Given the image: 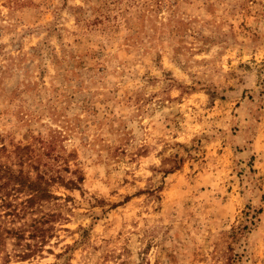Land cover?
I'll list each match as a JSON object with an SVG mask.
<instances>
[{"label":"rangeland","instance_id":"rangeland-1","mask_svg":"<svg viewBox=\"0 0 264 264\" xmlns=\"http://www.w3.org/2000/svg\"><path fill=\"white\" fill-rule=\"evenodd\" d=\"M0 264H264V0H0Z\"/></svg>","mask_w":264,"mask_h":264}]
</instances>
